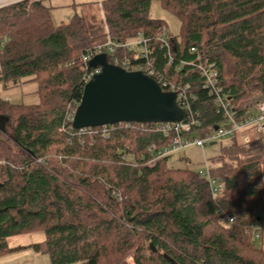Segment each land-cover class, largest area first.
I'll use <instances>...</instances> for the list:
<instances>
[{
	"label": "trees",
	"instance_id": "1",
	"mask_svg": "<svg viewBox=\"0 0 264 264\" xmlns=\"http://www.w3.org/2000/svg\"><path fill=\"white\" fill-rule=\"evenodd\" d=\"M156 1L182 23L172 65L157 40L169 29L149 16ZM100 7L99 21L76 16L59 26L43 0L0 8V85L36 84L39 99H0V258L32 249L51 264H264V241L247 232L264 210L262 135L237 134L211 159V175L223 183L214 199L199 171L169 167L171 154L154 160L175 134L134 123L82 132L69 118L93 70L81 61L86 50L139 33L152 39L163 80L187 88V120L192 113L200 123L190 138L226 124L203 89L199 62L215 65L232 112L246 117L251 95L264 99V0H103ZM180 62L189 65L178 69ZM40 233L41 243L9 247L12 238Z\"/></svg>",
	"mask_w": 264,
	"mask_h": 264
},
{
	"label": "built area",
	"instance_id": "2",
	"mask_svg": "<svg viewBox=\"0 0 264 264\" xmlns=\"http://www.w3.org/2000/svg\"><path fill=\"white\" fill-rule=\"evenodd\" d=\"M24 1L34 0H0V8L21 3ZM159 45L162 49L167 51L168 65H172L176 51L174 48V40L167 35V30L164 29L161 35L158 37ZM192 53H196V49L191 50ZM155 47L152 44V39L146 37L143 33H139L134 39L129 42H118L108 36L107 41L103 44L96 45L82 55L81 61L85 64H89L96 56L106 54L108 61L111 58L113 65L119 66L128 72L141 71L147 76L155 79L160 86L169 90L166 92H175L178 97L179 105L184 108L187 113L191 110L190 98L187 88H178L172 84L164 81L163 77L155 70ZM131 54L132 56H128ZM186 62H180L178 69H184L188 66ZM197 72L204 79L203 89L207 90L212 97L213 104L217 108L218 112L223 113L226 117V124H223L218 130L208 134L204 138H190L193 129L200 126V123L194 119L191 113L189 120L187 118L181 123H164L154 124V131L160 132L165 136L168 134H175L172 138L170 145L161 152L158 158L172 154L173 152L190 148L198 147L205 148L208 144H214L216 141L225 140L234 137L238 133L244 134L245 130H254L258 135H262L264 132V101L254 105V109L247 113V116L242 119H237L235 112L231 110L230 104V92H227L219 81V73L214 64L197 63L195 65ZM101 69H93L86 73L84 77V85H86L95 75L99 74ZM79 104L75 103L73 108L71 107V115L69 118L74 119L76 109ZM87 129H82L85 132ZM241 134V135H242ZM244 142H248L249 139L245 137ZM156 147L153 145L151 150L154 152ZM206 169L200 170L199 174L202 178L209 182L211 193L214 199L218 198L223 190V183L221 180L214 178L211 175V170L208 165V161L205 162ZM257 221L251 223L247 232L251 235L253 240L257 243L264 241V210H260L257 214ZM233 223V219L230 220Z\"/></svg>",
	"mask_w": 264,
	"mask_h": 264
},
{
	"label": "water",
	"instance_id": "3",
	"mask_svg": "<svg viewBox=\"0 0 264 264\" xmlns=\"http://www.w3.org/2000/svg\"><path fill=\"white\" fill-rule=\"evenodd\" d=\"M89 67L99 68L101 72L84 87L73 119L74 129L132 123L174 124L187 118L188 113L179 105L177 94L164 91L155 79L143 72H128L113 65L106 54L96 56Z\"/></svg>",
	"mask_w": 264,
	"mask_h": 264
},
{
	"label": "rangeland",
	"instance_id": "4",
	"mask_svg": "<svg viewBox=\"0 0 264 264\" xmlns=\"http://www.w3.org/2000/svg\"><path fill=\"white\" fill-rule=\"evenodd\" d=\"M103 0H43L44 6L49 8L50 17L55 26L61 23L68 24L74 17H85L88 20L99 21L103 17L100 3ZM150 18L162 20L167 25L169 31L167 35L173 39L180 40L182 31L181 21L173 14L163 9L160 2L156 1L152 4ZM107 39L104 41V43ZM176 42V41H175ZM174 42V48L176 46ZM37 85L33 83L22 84L19 87L5 89L0 85V99H8L15 104H37L39 99L36 94ZM261 98V99H260ZM264 101L259 94H252L249 101L251 110L256 106V102ZM258 102V103H259ZM248 132L245 130L244 133ZM251 132V136L254 133ZM242 133H238V136ZM262 144L264 147V132L262 134ZM4 138L9 145L17 148L15 137L12 132L7 131ZM232 143L231 139L216 141L215 145L208 144L205 148L190 147L173 152L168 159V166L174 169H193L196 171L206 169L205 162L208 161L210 167L211 159L220 155L222 148L229 146ZM45 239L44 234H36L33 236H24L12 238L9 241L10 248L19 246H29L31 244L41 243ZM0 264H51L48 255L38 254L32 249L16 250L12 253L0 258Z\"/></svg>",
	"mask_w": 264,
	"mask_h": 264
},
{
	"label": "crops",
	"instance_id": "5",
	"mask_svg": "<svg viewBox=\"0 0 264 264\" xmlns=\"http://www.w3.org/2000/svg\"><path fill=\"white\" fill-rule=\"evenodd\" d=\"M244 134H245V133H244ZM244 134H243V135H244ZM243 135H241V136H243ZM241 136H240V137H241Z\"/></svg>",
	"mask_w": 264,
	"mask_h": 264
}]
</instances>
